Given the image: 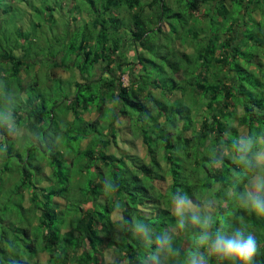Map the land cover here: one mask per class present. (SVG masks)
Returning a JSON list of instances; mask_svg holds the SVG:
<instances>
[{
    "label": "trees",
    "instance_id": "16d2710c",
    "mask_svg": "<svg viewBox=\"0 0 264 264\" xmlns=\"http://www.w3.org/2000/svg\"><path fill=\"white\" fill-rule=\"evenodd\" d=\"M9 1L30 13L0 35V264H187L206 216L264 264V217L235 203L264 174V0Z\"/></svg>",
    "mask_w": 264,
    "mask_h": 264
},
{
    "label": "clouds",
    "instance_id": "9594fccd",
    "mask_svg": "<svg viewBox=\"0 0 264 264\" xmlns=\"http://www.w3.org/2000/svg\"><path fill=\"white\" fill-rule=\"evenodd\" d=\"M250 148V144H244L239 148V151L244 153ZM240 159L246 160V157L241 155ZM259 165L264 169V160L259 161ZM235 203L245 210L255 213L258 217H264V174L261 175L254 187L245 189L243 193H237ZM196 222L201 223L204 230L195 237L194 243L197 250L190 252L187 264H208L207 259L200 254L199 249L206 250L209 257H215L221 262L254 264L259 245L256 237L246 228L241 227L232 232L221 228L217 229L213 236L208 231L209 225L213 222L211 216H206L203 221L197 220ZM137 227L143 230V225L138 224ZM158 243L161 248H171V239L168 237L160 239ZM152 259H156V257L153 256Z\"/></svg>",
    "mask_w": 264,
    "mask_h": 264
},
{
    "label": "rangeland",
    "instance_id": "374dc122",
    "mask_svg": "<svg viewBox=\"0 0 264 264\" xmlns=\"http://www.w3.org/2000/svg\"><path fill=\"white\" fill-rule=\"evenodd\" d=\"M0 1H1V5H0V35H3L4 33H6V30H7V31H11V37H13L14 39L15 38L19 39V36L17 35L18 34L17 33V27L15 26L16 24H18V20H16V18H18L20 16L19 22L20 21L22 22L23 16H25V14L27 13L28 10H27L26 7H24V5L20 4L19 8L14 7V9L9 11V7H7L8 6L7 4L10 5V1L9 0H0ZM16 1L17 0H15V2ZM73 1L75 3H78L79 5L76 7V6L73 5V3L69 2V0H29V2L31 4L40 5L42 7L48 6V5H54V8L57 10V12L58 13H62V14L65 13V12L67 13V10L70 12L71 9H75V8L83 9V11H82V15L83 16H86L87 14H89L87 7H85L86 4L85 3L83 4L82 0H73ZM3 6H6L4 12L1 11V7H3ZM74 14H75V16H77L78 19H80V17H82V15H79L77 12L74 13ZM69 20L70 21L72 20L71 16L69 17ZM57 24H58V22H57ZM49 25H48V27H49ZM62 25H63V23H59L60 29H61ZM30 29H32V28H30ZM43 29L45 30L44 26H43ZM43 29H42V26L41 27H37L36 29H34L35 37H38L37 39H39V38L43 39L45 37L44 35L46 33L43 31ZM46 35L50 38V41H52L51 43H53L55 41L53 39L52 33H49V35L48 34H46ZM123 44H124L123 48H124L125 52H128V57L130 59H134V57L132 55V51L130 50L131 43L129 41L125 40L123 42ZM54 45L57 47L59 45V43L57 42ZM29 48H31V46L26 48V49H29ZM33 52H36V51H33ZM37 52H41V51H37ZM18 53H21V50H18ZM34 60L36 62L34 69H36L39 72L40 71L42 72L43 70H45L44 67H42L43 63L45 62V60L42 58V56L34 57ZM132 67H134V66L131 65V68ZM135 68H136V66H135ZM128 70L125 71L123 74H121V79L123 80L124 83H128L130 81V72H131L132 69L129 68ZM49 71H50L51 74H57V75H61L63 77L71 76V75H69L70 74L69 70H65V69L60 68V67H52V68L49 69ZM77 71L78 70L76 69L75 73ZM64 82H67V78L64 79ZM82 114H84L86 116H93L95 114V112L93 110L91 112L83 110ZM118 123L124 124V123H126V121L119 120ZM129 135L132 138L134 137L131 134H129ZM133 139H134V143L138 144V147L141 148L140 140L138 138H136V137L133 138ZM111 147H113V146H111ZM116 150H119V147L118 148L116 147ZM44 170L45 171L48 170V166L44 165ZM189 205H190V203L188 202V206ZM58 206L61 208L63 205H62V203L58 202ZM184 207H185L184 202H178L175 205V210L180 211ZM4 227H5L4 225H1L2 229ZM5 228L7 229V227H5ZM37 255H39L38 256V259H39L38 261H41L42 264H47L46 259H47L48 255H47V253H45V250L40 248L38 253H37Z\"/></svg>",
    "mask_w": 264,
    "mask_h": 264
}]
</instances>
